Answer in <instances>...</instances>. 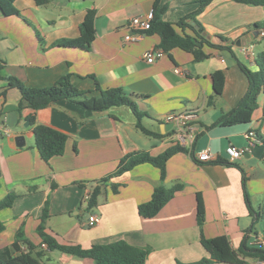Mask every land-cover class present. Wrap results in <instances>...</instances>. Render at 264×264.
Listing matches in <instances>:
<instances>
[{
	"label": "crops",
	"instance_id": "0c3cea01",
	"mask_svg": "<svg viewBox=\"0 0 264 264\" xmlns=\"http://www.w3.org/2000/svg\"><path fill=\"white\" fill-rule=\"evenodd\" d=\"M201 0H160L162 18L173 23L196 11ZM156 0H15L19 14L6 15L0 8V91L14 76L31 87H47L65 75L89 95L103 89L122 87L132 93L148 116L143 124L161 133L149 136L136 127V117L126 105L91 111L61 99L35 111L37 122L68 135L63 154L45 160L35 141L27 116L31 108L18 110L21 93L16 87L0 94V200L9 194L13 204L0 209L6 225L0 233V249L12 248L19 228L46 250L44 264H97L61 250H47L37 231L46 201L49 215L45 231L60 243L90 247L96 243L126 240L148 246L146 264H193L210 254L201 243L197 219L199 197L205 206L206 237L226 235L239 249L244 240L264 238V144L248 140L250 130L264 136V92L259 107L247 123L217 125L215 122L237 106L248 88V79L239 61L256 70L255 53L264 51V5L235 0H213L197 15L208 34L228 40L232 50L204 46L209 56L195 61L192 53L176 47L154 63L139 55L159 48L161 37L131 25L134 17H146ZM88 9L96 10V36L89 50L56 44L80 36ZM178 31L181 30L178 28ZM188 33L193 34L190 29ZM133 34L135 39L125 36ZM225 72V87L216 95L212 73ZM194 110L197 117L183 131L168 119L174 112ZM18 135L23 139L17 140ZM178 143L188 151L174 153L167 161L165 176L159 167L144 162L113 177L118 192L103 188L98 204L88 209L87 195L98 180L114 171L121 158L134 151L153 155ZM247 147L241 158L232 160L228 145ZM208 149L213 158L202 161L199 153ZM224 159L230 163H219ZM182 188L152 217L139 213L141 203L151 199L157 186ZM91 188H90V187ZM254 211L262 212L256 222ZM95 214L98 221L89 223ZM12 251H14L12 249ZM211 264H232L215 262ZM243 264H264L247 258Z\"/></svg>",
	"mask_w": 264,
	"mask_h": 264
},
{
	"label": "trees",
	"instance_id": "16d2710c",
	"mask_svg": "<svg viewBox=\"0 0 264 264\" xmlns=\"http://www.w3.org/2000/svg\"><path fill=\"white\" fill-rule=\"evenodd\" d=\"M37 3H46L48 0H35ZM213 0H201L199 8L182 17L178 22L173 23L162 18V12L165 6L159 9L160 0H156L154 7V16L150 28L146 29L147 34L157 33L161 37L159 48L171 55L173 48L179 47L193 54L195 61H201L209 56L205 52L204 46L209 45L214 48H228L232 50L228 40L224 37L223 43H214L203 35L198 28H203L202 23L198 20L197 15ZM241 3L251 5H264V0H235ZM15 0H0V8L6 15L19 14V10L14 4ZM96 10L88 9L85 18L81 24L80 36L72 39H61L56 42L59 45L77 46L89 50L96 36ZM256 27L264 26V23H256ZM178 28L181 32L178 31ZM190 29L193 34L188 33ZM255 63L257 69L253 70L246 64L239 61V65L248 79V88L239 103L229 113L222 115L215 124L233 125L238 123H247L252 121L255 110L259 107V95L264 92V51L255 53ZM2 65H0V69ZM8 84L0 91V94H6L8 88L16 87L21 93V99L18 103V110L21 112L24 108H31L34 112L27 116V119L33 125L36 146L41 156L48 160L53 155L63 154L66 149L68 135L50 125L37 122L35 111L49 106L52 102L66 99L81 108L91 111H104L113 106L126 105L130 107L137 121L136 127L143 133L157 138L162 137L161 133L154 132L143 124V118L148 114L142 111L132 93H128L122 87H110L103 89L97 81V88L100 95H89L88 91L78 88L71 79V74L66 73L60 77L56 83L47 87H31L14 76L6 78ZM212 79L215 94L219 95L225 87V72L216 70L212 73ZM261 142L264 144V136L259 135ZM188 151L186 146L175 143L160 154L153 155L149 151L138 150L124 155L116 169L101 179L98 184L89 193L87 203L88 209L98 204V197L106 185H110L113 192H118L120 183L109 181L125 171L132 169L134 166L149 162L159 167L161 176L166 173L168 159L176 152ZM219 163H230L227 160L219 159ZM180 184L172 187L157 186L155 187L152 197L149 201L141 203L138 207L139 213L144 217L156 215L164 204L170 200L175 193L180 190ZM245 196L255 222L262 217V212H256L250 204L248 192L245 190ZM14 197L12 194L7 195L0 200V209L13 204ZM49 201H46L41 222L37 231L42 237L43 244H46L47 250H61L63 252L76 254L82 257H92L97 264H146L147 258L151 251L148 246L134 245L126 240H116L109 243H96L90 247H83L79 244L60 243L53 235L45 231L46 218ZM197 219L201 227V243L209 252L210 256L205 257L193 264H211L215 262H226L232 264H243L247 258H255L264 261V247H256L248 244L247 239L243 241L241 247L235 249L228 236L219 235L215 237H206L204 234L205 224V206L202 198L199 197ZM6 225L0 220V233ZM12 249L14 251H12ZM46 250L42 245L35 244L30 240L24 230L19 228L16 234V240L10 247L0 249V264H44L46 259ZM175 264H188L176 261Z\"/></svg>",
	"mask_w": 264,
	"mask_h": 264
},
{
	"label": "built area",
	"instance_id": "2783aa9c",
	"mask_svg": "<svg viewBox=\"0 0 264 264\" xmlns=\"http://www.w3.org/2000/svg\"><path fill=\"white\" fill-rule=\"evenodd\" d=\"M154 16V10L150 11L149 14L146 17H134L131 20V25H133L136 29H148L151 26V21ZM262 34L264 35V30L262 31ZM125 39L131 40L135 39V36L133 34H127L125 36ZM249 50L251 55L255 57V51H254V45L250 44L249 45ZM165 54V51L162 48H153L149 49L139 55V58L146 60L148 63H154L157 61L159 58H161ZM0 108H1V103H0ZM197 117V112L194 110H187V111H182V112H174L171 113L168 117L170 121H172L176 126H177V134L180 140L184 141V135L183 131L190 129L189 121L193 120L194 118ZM246 138L248 140H254L257 142H260V138L258 134L250 130L246 133ZM248 148L247 147H238L234 144L228 145L226 148L227 154L230 156L232 160L241 158L245 155L247 152ZM213 154L208 150H204L201 153H199L198 158L202 161L209 160L213 158ZM89 195H87L88 198ZM98 221V218L95 214H91L89 216V223L94 224L95 222ZM248 244L251 246H256V247H264V238L261 237H256L253 240H249ZM46 246V244H44Z\"/></svg>",
	"mask_w": 264,
	"mask_h": 264
},
{
	"label": "water",
	"instance_id": "95a60500",
	"mask_svg": "<svg viewBox=\"0 0 264 264\" xmlns=\"http://www.w3.org/2000/svg\"><path fill=\"white\" fill-rule=\"evenodd\" d=\"M198 30L205 35L208 39H210L214 43H223V39L218 35H211L208 34L207 31H205L203 28H198ZM23 135H18L17 140L23 139Z\"/></svg>",
	"mask_w": 264,
	"mask_h": 264
},
{
	"label": "rangeland",
	"instance_id": "374dc122",
	"mask_svg": "<svg viewBox=\"0 0 264 264\" xmlns=\"http://www.w3.org/2000/svg\"><path fill=\"white\" fill-rule=\"evenodd\" d=\"M90 187V186H89ZM91 188V187H90Z\"/></svg>",
	"mask_w": 264,
	"mask_h": 264
}]
</instances>
